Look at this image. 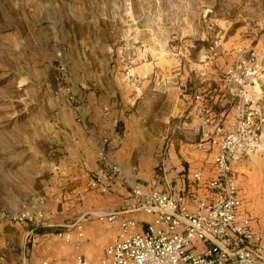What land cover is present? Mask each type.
Wrapping results in <instances>:
<instances>
[{
	"label": "rangeland",
	"instance_id": "374dc122",
	"mask_svg": "<svg viewBox=\"0 0 264 264\" xmlns=\"http://www.w3.org/2000/svg\"><path fill=\"white\" fill-rule=\"evenodd\" d=\"M166 41L221 65L254 48L264 116V0H0V264H28L32 234L90 215L60 193L82 158L78 106L123 81L124 57L134 66L144 44L164 51Z\"/></svg>",
	"mask_w": 264,
	"mask_h": 264
},
{
	"label": "crops",
	"instance_id": "0c3cea01",
	"mask_svg": "<svg viewBox=\"0 0 264 264\" xmlns=\"http://www.w3.org/2000/svg\"><path fill=\"white\" fill-rule=\"evenodd\" d=\"M145 45H141L138 64L133 66V71L143 76L136 91L119 80L107 95H102V86H98L90 99L78 106L74 133L82 158L67 164L63 180L70 188L60 193L73 204L69 211L90 214L79 219L82 235L72 223L54 228L69 232V240L53 233L52 228L40 229L32 239H26L31 245L28 264H72L78 253L99 260L117 226H103L98 214L121 211L147 219L132 206L131 188L135 184L144 191L157 189L181 195L189 210H193L189 200L192 193L209 196L206 181L214 176L213 152L197 148L196 142L211 131L212 124L202 126L190 110L199 103L195 95L202 93L201 101L209 106L212 120L230 124L237 84L223 78L229 65L219 64V56L214 55L191 59L184 41H166L162 44L164 51H153ZM258 94L254 89L252 98L255 100ZM100 165H117L120 169L104 194L86 187L87 176ZM195 172L202 176L198 182L193 178ZM231 173L241 199L238 214L249 217L256 241L264 242V150L232 160ZM78 194L81 204L74 201ZM203 245L198 241L193 247L202 250Z\"/></svg>",
	"mask_w": 264,
	"mask_h": 264
},
{
	"label": "built area",
	"instance_id": "2783aa9c",
	"mask_svg": "<svg viewBox=\"0 0 264 264\" xmlns=\"http://www.w3.org/2000/svg\"><path fill=\"white\" fill-rule=\"evenodd\" d=\"M131 58H123L122 77L136 91L143 76L133 71ZM260 69L254 48L240 53L224 69L225 81L237 84L228 126L219 119L212 120L209 106L201 101L202 93L194 97L199 103L190 112L202 126L212 124L211 131L196 142L197 148L213 152L214 176L206 181L209 196L192 193L189 200L193 210H189L181 195L157 189L144 191L135 184L131 188L132 206L147 219L121 211L98 214L99 219L117 226L111 242L104 247L99 260L78 253L72 264H264V242L256 241L249 217L238 214L241 199L231 173L232 160L264 150V116L252 98L254 89L260 91ZM119 174L117 165H100L87 178L86 187L104 194L109 190V182ZM193 178L200 181L201 173H193ZM11 218L18 221L27 215L20 213ZM72 225L81 236L80 220ZM57 235L70 239L67 231H58ZM198 241L204 243L202 250L193 247Z\"/></svg>",
	"mask_w": 264,
	"mask_h": 264
}]
</instances>
